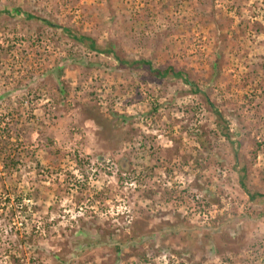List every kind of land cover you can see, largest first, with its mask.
I'll list each match as a JSON object with an SVG mask.
<instances>
[{"label": "rangeland", "instance_id": "obj_1", "mask_svg": "<svg viewBox=\"0 0 264 264\" xmlns=\"http://www.w3.org/2000/svg\"><path fill=\"white\" fill-rule=\"evenodd\" d=\"M0 128V264H264V0H0Z\"/></svg>", "mask_w": 264, "mask_h": 264}, {"label": "trees", "instance_id": "obj_2", "mask_svg": "<svg viewBox=\"0 0 264 264\" xmlns=\"http://www.w3.org/2000/svg\"><path fill=\"white\" fill-rule=\"evenodd\" d=\"M18 10L20 11V9ZM26 16L28 18H34L33 15L29 13H27ZM49 24L52 27H54L52 23H49ZM63 31L66 32L68 35H71L73 39L83 44H87V47L89 49L99 50L96 40L90 35L85 34V33H80V32L74 33L73 29L70 27H64ZM105 52L113 54L116 60L119 61V63L123 65H127L128 63H131L130 61L120 57V55H118L116 51H114V49H108V50H105ZM147 63H148V66L150 67L151 62L147 61ZM155 71L158 73L160 77L172 75L177 78H182L184 76V73L182 72V70H177L173 65H169L168 67L164 69L157 68L155 69ZM185 80H188V79H185ZM11 143H12V135L10 134L9 130L7 128H4V129L0 128V158L2 159L3 169L5 171H10L12 168L15 167V164H16L17 156L16 154L13 153V150L10 149V146H12ZM243 173L244 174L241 175L240 184L243 187V189L246 191V193L248 194L249 198L251 200L258 198V197L264 198V192L262 191L253 192L248 187L247 182H246V178L248 177V169L246 166L243 167Z\"/></svg>", "mask_w": 264, "mask_h": 264}]
</instances>
